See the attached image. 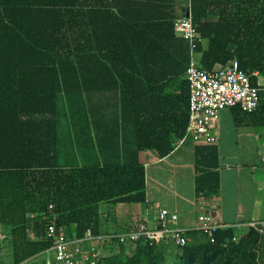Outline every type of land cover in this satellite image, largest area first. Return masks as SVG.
<instances>
[{"label": "trees", "instance_id": "1", "mask_svg": "<svg viewBox=\"0 0 264 264\" xmlns=\"http://www.w3.org/2000/svg\"><path fill=\"white\" fill-rule=\"evenodd\" d=\"M186 7L205 39L200 67L236 60L264 86V0H0V225L14 264L48 253L54 216L72 239L103 236V205L147 202L140 153L164 158L187 135L190 46L175 31ZM61 105L92 121L100 162L61 164ZM235 109L238 120L264 119V107ZM127 121L142 122L133 142ZM212 148L196 149L199 194L220 189ZM188 236L184 247L114 237L97 264H264V235L252 228L238 240L233 227L214 241Z\"/></svg>", "mask_w": 264, "mask_h": 264}, {"label": "crops", "instance_id": "2", "mask_svg": "<svg viewBox=\"0 0 264 264\" xmlns=\"http://www.w3.org/2000/svg\"><path fill=\"white\" fill-rule=\"evenodd\" d=\"M237 113L235 108L222 112L215 127L218 142L206 145L215 149L210 162L219 164L215 169L220 178L218 193L199 194L196 191V180L201 175L196 149L204 144L194 136H188L182 144L177 140L173 152L164 158L155 151H142L140 159L147 172V202L113 206L111 215L107 212L109 206L103 205L105 234L125 233L139 223L155 228L161 208L179 215L175 226L192 228L200 214L209 213L225 227H233L237 235L245 234L250 229L249 223L264 221V119L254 115L241 116L238 120ZM70 121L75 131L74 162L80 165L85 159L100 162L102 157L96 147L97 136L92 121L76 120L73 115ZM141 123L127 121V140L134 141L135 131ZM167 123L163 121L161 125L169 127L172 121ZM170 129H174L173 125ZM0 228L6 238L1 225ZM6 255L5 247L0 248V258Z\"/></svg>", "mask_w": 264, "mask_h": 264}, {"label": "built area", "instance_id": "3", "mask_svg": "<svg viewBox=\"0 0 264 264\" xmlns=\"http://www.w3.org/2000/svg\"><path fill=\"white\" fill-rule=\"evenodd\" d=\"M175 31L178 36L188 41L191 55L186 72L190 84L189 122L187 135L179 143H184L188 136H194L201 144H216L218 136L215 127L222 112L240 107L244 113H255L264 107V86L262 83L258 87L253 86L250 76L241 70L236 60L212 71L202 69L198 47L205 39L195 28L191 14L175 21ZM262 161L264 163V157ZM56 220L57 217L54 216L48 228V236L54 240V244L48 251L52 256L47 264H97L104 255L95 242H102L112 236H94L88 232L82 239H72L64 230H58ZM156 222L155 228L140 223L135 229L116 234L115 237L125 244L140 241H151V244L172 242L184 247L191 241L189 232L200 231L214 241L215 233L219 229L227 228L209 213L200 214L192 228L178 227L175 225L179 222V215L167 208L159 209ZM248 227L264 235V221L249 223ZM243 235H238L234 240ZM4 239L0 228V240Z\"/></svg>", "mask_w": 264, "mask_h": 264}, {"label": "rangeland", "instance_id": "4", "mask_svg": "<svg viewBox=\"0 0 264 264\" xmlns=\"http://www.w3.org/2000/svg\"><path fill=\"white\" fill-rule=\"evenodd\" d=\"M260 82H262V79H260ZM60 112H61L60 113V127H59L60 128V140H61L60 162H61V164H64L66 161L69 160L71 163V161L74 162V157H72V155L76 153L75 151H73L74 150L73 147L76 145V142L74 141L75 136H73V135H74L75 131H74V126L72 125V123L70 121V116L73 115V118H75L76 120H80V121H83L84 116H83V113H81V112H77V114H75L73 112V110H71V109L69 110L68 106H65V105H64V107L61 105ZM108 208L110 210L114 209L113 206H110V204H109ZM108 234L111 235L112 238H114L116 235L115 233H111V234L107 233L106 235H108ZM117 235H119V234H117ZM112 238H108V239L105 238L104 241H102V242H97V241L95 242L96 245L103 252V255H105V256L110 255L111 250H110V248H107V247L104 248L101 245H103L104 242L105 243H110V241L112 242V240H111ZM127 244H129V243H126V247H127ZM112 245L115 247L114 252H118L119 246H116L118 244H112ZM2 247H5L7 255L5 258H0V261H1L0 264H14L13 256H12V245L8 242L3 244L2 241H0V248H2ZM88 247H89V245H88ZM175 248H176V246L172 245L171 250L173 251V250H175ZM108 250H109V252H108ZM128 251H129V249H128ZM50 258H51V254L46 253V254L38 257V258L28 260L24 264H42V262H44V261H46V264H47L49 261L48 259H50ZM169 258H171V257L166 258L168 263H170L172 261Z\"/></svg>", "mask_w": 264, "mask_h": 264}, {"label": "water", "instance_id": "5", "mask_svg": "<svg viewBox=\"0 0 264 264\" xmlns=\"http://www.w3.org/2000/svg\"><path fill=\"white\" fill-rule=\"evenodd\" d=\"M184 16H186V17L190 16V7L185 8Z\"/></svg>", "mask_w": 264, "mask_h": 264}]
</instances>
